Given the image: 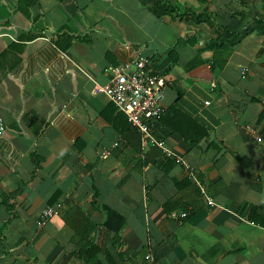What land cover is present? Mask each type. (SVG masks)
<instances>
[{"label":"crops","instance_id":"crops-1","mask_svg":"<svg viewBox=\"0 0 264 264\" xmlns=\"http://www.w3.org/2000/svg\"><path fill=\"white\" fill-rule=\"evenodd\" d=\"M139 57L147 135L93 90ZM0 121V264H264V0H0Z\"/></svg>","mask_w":264,"mask_h":264},{"label":"built area","instance_id":"built-area-1","mask_svg":"<svg viewBox=\"0 0 264 264\" xmlns=\"http://www.w3.org/2000/svg\"><path fill=\"white\" fill-rule=\"evenodd\" d=\"M110 79L105 86L94 87L95 93L104 95L108 101L121 113L128 126L142 135L149 134L150 128L163 116L162 100L166 88L170 85L161 74L154 70L152 61L139 57L130 62L120 64L110 69ZM214 89V85H210ZM208 105V103H205ZM4 130L0 121V133ZM164 156L176 164L184 163L174 155L161 141H155ZM116 145H114L115 147ZM108 153L102 152L104 159ZM204 195L203 186L197 183ZM212 204L210 201L208 202ZM55 216L53 207H45L36 223L38 228H43ZM186 213L180 215L185 218ZM149 259V257H147Z\"/></svg>","mask_w":264,"mask_h":264},{"label":"trees","instance_id":"trees-1","mask_svg":"<svg viewBox=\"0 0 264 264\" xmlns=\"http://www.w3.org/2000/svg\"><path fill=\"white\" fill-rule=\"evenodd\" d=\"M36 36L37 35H34L33 37ZM103 211L105 212V221L103 226L107 231L113 233L114 235H118L121 227L123 226V219L107 209H103Z\"/></svg>","mask_w":264,"mask_h":264}]
</instances>
